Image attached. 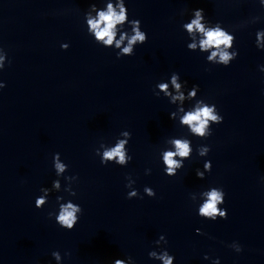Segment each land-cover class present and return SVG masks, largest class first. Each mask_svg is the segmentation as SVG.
<instances>
[{"label": "clouds", "instance_id": "clouds-1", "mask_svg": "<svg viewBox=\"0 0 264 264\" xmlns=\"http://www.w3.org/2000/svg\"><path fill=\"white\" fill-rule=\"evenodd\" d=\"M104 7L98 8L96 3H91L88 10L84 13V20L87 26L88 35L94 38L96 44L112 48L116 51V58L120 59L125 56H133L137 45H143L148 41V34L142 30L141 21L139 19H129L128 9L125 0H103ZM260 4L264 6V0H260ZM188 10H181L180 15L183 16ZM260 17H252L249 21L237 27L246 26L248 23H256ZM125 25L129 30L125 29ZM181 28L186 32L189 41L187 49L192 52L206 53V62L212 65L228 67L237 59L239 53L235 49L236 37L233 32L223 27L222 23L217 21L212 23L206 16L203 8L191 10L189 21L183 22ZM255 46L257 49L264 50V30L256 32ZM69 45L64 43L61 45L63 50H67ZM7 53L0 48V70L5 67ZM10 63V61H8ZM260 71L264 72V65L260 66ZM187 81H182L178 72H173L167 81H160L155 86V95L157 97L162 93L168 99L170 104L176 105V110L170 113V119L178 121L181 128H186L189 135L200 139H207L212 135V125L223 123V116L219 113L215 104L207 102L204 98H197L199 85L193 84L187 88ZM5 84L0 81V89ZM186 101H194L191 106L185 108ZM131 139V133L127 130L122 131L112 145L101 142L99 147L95 149V154L100 157V163L104 166L115 164L125 167L132 160V156L128 152V143ZM167 148L162 149L160 157L164 166V173L169 177L176 176L177 173L184 168V162L190 160L193 153L192 142L187 136L171 137L167 139ZM210 146L200 145L196 152L200 157H205L210 152ZM53 168L58 177L52 181L51 188L42 187L41 195L35 199V207L43 208L49 202L51 192H60L63 190L70 197L77 195L73 189V182L78 180L75 175L64 176L68 171V165L61 160L60 153H54L52 158ZM212 171V162L206 160L203 164V170L197 169L196 176L203 180L205 173ZM151 169H146V174H150ZM64 178L67 182L62 189L59 177ZM126 188L131 189L127 193V199L140 198L139 191L133 188L135 183L131 177H128ZM144 194L148 197H156L153 188L145 186ZM226 193L222 187L210 186L199 193H191L190 199L193 202L200 201L197 206L198 215L206 220L217 221L218 219H227V210L221 208L225 203ZM58 205L57 211H50L49 218L55 219V222L63 229L71 231L78 223L83 213L82 207L74 203L71 199L65 202L64 196H56ZM198 235H205L201 229H196ZM154 244L160 250H151L148 257L152 260H158L161 264H174L175 257L169 253L166 248L161 247L167 244L164 235H160ZM237 253L241 252L242 246L238 242L228 245ZM52 257L60 264L62 256L59 251H53ZM70 255V253H65ZM204 259H210L206 254ZM112 264H135L134 259L128 256L126 259H115ZM212 264H220L219 258L212 261Z\"/></svg>", "mask_w": 264, "mask_h": 264}]
</instances>
